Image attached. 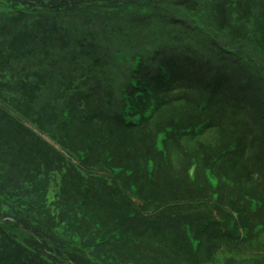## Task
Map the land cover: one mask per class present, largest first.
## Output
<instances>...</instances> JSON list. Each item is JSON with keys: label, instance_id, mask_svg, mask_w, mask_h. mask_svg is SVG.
I'll return each instance as SVG.
<instances>
[{"label": "trees", "instance_id": "obj_1", "mask_svg": "<svg viewBox=\"0 0 264 264\" xmlns=\"http://www.w3.org/2000/svg\"><path fill=\"white\" fill-rule=\"evenodd\" d=\"M10 1L8 12L0 13V36L12 37L0 50V98L3 92L19 90L33 102L50 81V92L60 98L45 107L55 112H35L33 117L25 111L23 116L64 150L90 151L89 171H109L110 151L112 164L132 169L143 203L153 206L179 203L176 208L189 214L194 206L207 204L203 173L215 159L217 174L223 172L234 183L243 179V189L253 193L254 204H232L242 222L251 226L258 220L262 226L244 244L259 240L264 234V186L260 190L256 185L257 180L264 183V0ZM174 45L179 50L171 54H151ZM3 54L7 59L8 54H43L56 62L44 75L24 68V77L17 79ZM162 67L170 75L161 70L164 80L154 93L157 109L139 120L153 106L146 83ZM103 92L109 101L121 94V111L96 121ZM207 95L200 109L198 102ZM5 101L0 104L7 124L0 128V264H216L223 244L235 245L230 236L213 233L216 220L204 215L206 207L186 217L162 210L154 216H126L134 202L123 174L109 178L86 168L82 172L72 163L55 183L50 200L55 212L49 204L39 209L23 190L29 173L46 175L42 182L47 184L54 162L69 160ZM134 104L140 106L136 113L130 110ZM208 120L219 136L216 143L197 141L187 149L184 136L170 134L166 155L157 152L159 131ZM54 133L65 140L60 142ZM232 145L234 150L220 154ZM192 158L198 165L194 182L186 170ZM148 162L153 163L150 172ZM226 189L221 185V199ZM197 200L202 202L191 203ZM183 218L194 225L198 219L212 221L204 227L195 254L181 230ZM117 226L124 227L123 233L117 234ZM5 227L17 230L25 243ZM110 231L112 239L107 237ZM262 258L255 259L264 264ZM235 259L226 256L223 264Z\"/></svg>", "mask_w": 264, "mask_h": 264}, {"label": "rangeland", "instance_id": "obj_2", "mask_svg": "<svg viewBox=\"0 0 264 264\" xmlns=\"http://www.w3.org/2000/svg\"><path fill=\"white\" fill-rule=\"evenodd\" d=\"M12 2L10 0H0V13L4 14L8 12L9 8L11 7ZM5 40H9L6 38ZM4 38H0V44H3L5 42ZM9 59H7L6 55L3 54L2 57H4L10 65L8 68L11 71V75L14 76L17 79H21L24 73V68L28 69V72H32L35 70H39L41 72H44V74L48 71L49 68H51V63H49L51 60L50 59H45L43 61H36V60H31L29 61L26 59V54H8ZM30 56V55H29ZM23 58L25 59L23 62H19V60ZM55 63V62H54ZM21 75V76H20ZM50 81H48V85H46L42 92L38 95V98L31 102L30 100H27L26 98L23 97V95L20 93L19 90L13 91V93H7L6 94L3 92L2 98H0V104H4L7 100L8 103L16 108L18 111L14 115L17 117L18 113H22L26 115L25 111H28L30 116H35V112L41 113L44 112L49 116V114H53L55 111L51 107H45V105L48 104L51 100L55 98H60L59 95H54L53 93L50 92ZM25 101H30V102H25ZM208 101V96L204 98L203 101H199V108L205 106ZM36 104V105H35ZM207 122L210 123L208 120ZM5 123V119L2 118L1 113H0V128H6L7 124ZM195 124H199V122H195ZM50 126V125H49ZM198 138L196 139H191L189 136H186L182 140V144L185 148L187 149H193L196 146L197 141L201 142H206L207 144H214L216 141L219 139L218 134L216 133V130L213 129L212 126L207 128L205 131L200 133ZM237 139H240V137H237ZM52 145H55L54 142H51ZM161 139L158 140V146L160 147ZM256 144H259V141L255 142ZM235 145V143H233ZM233 145L229 147L228 149H225L223 152H226V154L229 152V150H234ZM11 148L14 149L16 146H12ZM77 148V147H76ZM222 151V150H221ZM220 151V154H221ZM67 159L69 160L68 163H61V162H54L53 167L51 171L48 173L49 178H48V183L46 184L44 181L45 178H47L46 175H41L40 178L38 176H35L33 174L29 173V178L25 182V186L23 187V190L26 189L27 192V197H31L32 201H36V204L38 208L40 205H42V209L47 205L51 204L50 200L53 198L54 194L53 189L55 187V183L60 180L61 176L63 173L69 170L72 165L71 164V156L69 154H65ZM252 158V156H250ZM79 161L81 162L82 159L80 158L79 155ZM215 162V159L212 161L211 165H213ZM42 163V162H41ZM21 165L22 162H20ZM261 172L264 174V169H260ZM20 173H16L17 175L21 174V171L18 170ZM34 170H32L33 172ZM94 170H90L89 172H92ZM212 175L216 176L217 179L212 180L210 183H208V192L209 196L204 198L203 202L207 203L201 204V207L198 208V206H194L193 209L190 211L189 214L183 213L179 211L176 206L179 205V203H174V204H169V205H163V204H157L153 206V204H140L139 202H136V207L135 211H140L146 213L147 216H154V214L159 210H162L163 212L169 213L172 212L175 216H194L197 213H203L205 212L207 208V213L204 215H209L212 218H214L215 224L217 228L215 229V232L219 231L222 232L223 234L229 235L232 237L233 241H235V245H228L226 243L223 244V251L219 253L216 256V264H223L225 261L226 256H234L236 259V263L234 264H260L262 262L257 261L255 258L258 259H263L264 257V234L261 235L259 240H256L252 243V245L247 246L244 244V241L250 238V235H254V233H258L261 229V225L259 224L258 220H255V223L251 226L250 224L247 223L246 221L242 222L240 219V214L237 209H235L234 205L232 204L234 201H237L239 203L240 207H244L246 202L251 201L254 204V199L253 193L249 190L246 191L243 189V179L237 181L234 183L226 174L223 172H219L220 174L215 173L214 171L210 172ZM254 172H250L245 175V177H249L250 174H254ZM257 177V176H256ZM260 175L258 176V179H260ZM222 182V185H225L227 187L226 193H224L223 198L221 199V185H218V183ZM51 184V188L48 186ZM257 187L261 190V187L264 186V183H261L259 180H257ZM200 187V185L198 186ZM2 194V193H0ZM56 196V195H55ZM260 199V198H259ZM3 200L4 197H3ZM202 201L197 200L196 202H191L192 204L195 203H201ZM258 204V202H257ZM50 207H53L50 205ZM206 207V208H205ZM258 208V207H257ZM41 209V208H39ZM41 209V210H42ZM257 210V209H256ZM255 210V211H256ZM252 212H255L254 210L251 209ZM53 213L55 212L54 207H53ZM128 213V211H127ZM126 213V216H127ZM203 215H200L201 219ZM199 217V219H200ZM199 219L194 225V222L191 219H185L183 218V225L182 228H179V230H183L188 234V230H192L195 228L193 238L191 240L190 248L191 251L194 252L195 248L200 244L201 242V234L204 230V227L206 226L207 223L212 222L210 219H208L207 222L200 221ZM193 226V227H192ZM124 227L122 226H117L115 227V230L117 234L123 233ZM5 230L9 232L11 236H14L17 238V241H23V237H20V234L18 233L17 230H14L12 227H5ZM194 230V229H193ZM107 234L110 236L112 239L114 236V233ZM123 239L127 237H122ZM25 243V242H24Z\"/></svg>", "mask_w": 264, "mask_h": 264}]
</instances>
